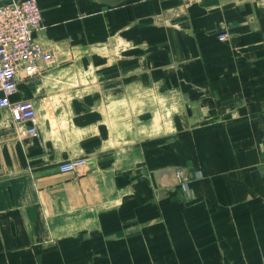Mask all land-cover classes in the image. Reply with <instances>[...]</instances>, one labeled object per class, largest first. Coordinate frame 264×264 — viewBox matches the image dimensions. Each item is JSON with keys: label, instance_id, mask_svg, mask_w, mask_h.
Masks as SVG:
<instances>
[{"label": "crops", "instance_id": "0c3cea01", "mask_svg": "<svg viewBox=\"0 0 264 264\" xmlns=\"http://www.w3.org/2000/svg\"><path fill=\"white\" fill-rule=\"evenodd\" d=\"M115 1L38 0L52 58L13 95L37 136L0 109V264H264V0H163L154 93L175 128L122 143L153 88L89 45L135 21Z\"/></svg>", "mask_w": 264, "mask_h": 264}, {"label": "rangeland", "instance_id": "374dc122", "mask_svg": "<svg viewBox=\"0 0 264 264\" xmlns=\"http://www.w3.org/2000/svg\"><path fill=\"white\" fill-rule=\"evenodd\" d=\"M116 1V4L120 5L121 19L127 16L122 9L129 3L135 6V21L129 24L121 23L113 38L110 34H104L103 38L93 40L89 45L118 50L114 57L119 59L121 65L127 64L128 58L130 62L135 60L137 82L145 78L146 81H151L153 88L150 98L143 94L140 96L138 92V102L125 113L126 118L120 120V143L129 138L137 140L152 137L160 133V129L163 130V137L169 136L175 128V118H172L175 105L167 103L165 97L163 103H160L154 93V89L159 93L160 88L155 86L161 76L163 79L164 74L160 72V66L163 67V0ZM163 94L165 96V93ZM140 97L144 98L145 102H140Z\"/></svg>", "mask_w": 264, "mask_h": 264}, {"label": "built area", "instance_id": "2783aa9c", "mask_svg": "<svg viewBox=\"0 0 264 264\" xmlns=\"http://www.w3.org/2000/svg\"><path fill=\"white\" fill-rule=\"evenodd\" d=\"M38 0H11L0 5V109L8 110L12 121L20 127V136L38 135V112L32 100L13 99L18 78L38 73L50 61V49L37 40L34 32L41 27L42 12ZM221 33L220 38L227 37ZM86 158L66 161L61 171H78ZM176 176H182L177 170ZM183 188L187 180L183 177Z\"/></svg>", "mask_w": 264, "mask_h": 264}]
</instances>
